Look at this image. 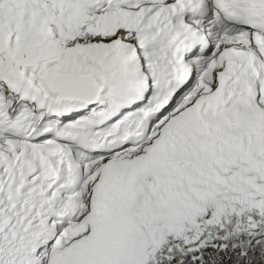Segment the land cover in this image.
Listing matches in <instances>:
<instances>
[{
	"label": "snow or ice",
	"instance_id": "snow-or-ice-1",
	"mask_svg": "<svg viewBox=\"0 0 264 264\" xmlns=\"http://www.w3.org/2000/svg\"><path fill=\"white\" fill-rule=\"evenodd\" d=\"M0 264H264V0H0Z\"/></svg>",
	"mask_w": 264,
	"mask_h": 264
}]
</instances>
